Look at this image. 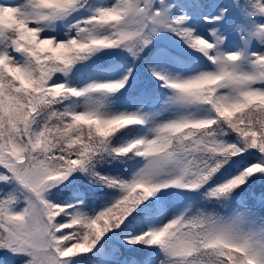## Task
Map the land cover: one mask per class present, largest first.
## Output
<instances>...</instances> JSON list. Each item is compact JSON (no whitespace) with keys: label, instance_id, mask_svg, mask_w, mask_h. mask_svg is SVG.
<instances>
[{"label":"snow or ice","instance_id":"snow-or-ice-1","mask_svg":"<svg viewBox=\"0 0 264 264\" xmlns=\"http://www.w3.org/2000/svg\"><path fill=\"white\" fill-rule=\"evenodd\" d=\"M0 264H264V0H0Z\"/></svg>","mask_w":264,"mask_h":264},{"label":"trees","instance_id":"trees-1","mask_svg":"<svg viewBox=\"0 0 264 264\" xmlns=\"http://www.w3.org/2000/svg\"><path fill=\"white\" fill-rule=\"evenodd\" d=\"M257 191H259V188L257 189Z\"/></svg>","mask_w":264,"mask_h":264}]
</instances>
